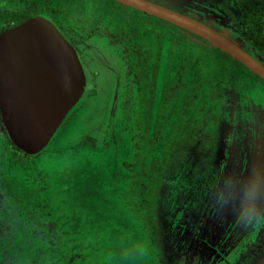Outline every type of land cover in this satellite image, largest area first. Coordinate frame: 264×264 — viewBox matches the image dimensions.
Returning <instances> with one entry per match:
<instances>
[{
    "label": "rangeland",
    "instance_id": "obj_1",
    "mask_svg": "<svg viewBox=\"0 0 264 264\" xmlns=\"http://www.w3.org/2000/svg\"><path fill=\"white\" fill-rule=\"evenodd\" d=\"M149 1L264 62L235 0ZM33 12L84 54L114 59L117 108L103 134L82 124L68 136L71 118L37 156L6 151L0 137V264H261L263 212L255 236L252 221L226 232L260 202L264 81L205 38L115 0H0V31Z\"/></svg>",
    "mask_w": 264,
    "mask_h": 264
},
{
    "label": "water",
    "instance_id": "obj_2",
    "mask_svg": "<svg viewBox=\"0 0 264 264\" xmlns=\"http://www.w3.org/2000/svg\"><path fill=\"white\" fill-rule=\"evenodd\" d=\"M189 30L264 80V62L207 24L149 0H115ZM93 74L54 19L37 13L0 31V120L9 141L37 156L93 98Z\"/></svg>",
    "mask_w": 264,
    "mask_h": 264
},
{
    "label": "bare ground",
    "instance_id": "obj_3",
    "mask_svg": "<svg viewBox=\"0 0 264 264\" xmlns=\"http://www.w3.org/2000/svg\"><path fill=\"white\" fill-rule=\"evenodd\" d=\"M114 61L109 57L105 49H99L95 56V63L101 70V76L98 78L99 95L96 100L90 99L85 107L78 112L72 123H69L67 128V135L71 136L72 130L82 124H86L87 130L94 129L95 137L99 136L104 130L108 129L109 123L114 117L115 108L110 111L120 82L117 78L109 76V67L107 61ZM116 85V89H115Z\"/></svg>",
    "mask_w": 264,
    "mask_h": 264
},
{
    "label": "trees",
    "instance_id": "obj_4",
    "mask_svg": "<svg viewBox=\"0 0 264 264\" xmlns=\"http://www.w3.org/2000/svg\"><path fill=\"white\" fill-rule=\"evenodd\" d=\"M114 1V0H113ZM239 8V14L242 18V24L244 23L243 35L246 39L251 41L252 44L256 45L258 49L263 50L264 44V0H235ZM33 12L32 14H34ZM32 14H26V16H20L15 21L4 22V27H10L16 25L26 18L30 17ZM262 17V20H261ZM182 29V28H181ZM186 35L185 39L194 38L196 41L202 39L201 36L189 31L182 29ZM227 54V53H226ZM228 55V54H227ZM229 56V55H228ZM156 69V66H155ZM262 80V79H261ZM264 81V80H263ZM179 86L178 81H175L170 86V95L173 91ZM0 137L1 143L4 145L6 151H11L12 154L17 155L18 157H25L19 149H17L8 139L4 129L1 125L0 120ZM108 264V263H106Z\"/></svg>",
    "mask_w": 264,
    "mask_h": 264
},
{
    "label": "flooded vegetation",
    "instance_id": "obj_5",
    "mask_svg": "<svg viewBox=\"0 0 264 264\" xmlns=\"http://www.w3.org/2000/svg\"><path fill=\"white\" fill-rule=\"evenodd\" d=\"M70 40H71L72 44L77 48V50L80 53H82V56H83V58L86 61V64L90 67V70H91V72L93 74L92 83H93V86H94V89L91 90L90 95L93 96L92 99L96 100L98 98V95H99L98 78L102 75L101 74V70L99 68V65L97 66V64L95 63V56L99 52V49L97 47L96 48H93L91 50L86 49L85 50V54H84L83 53V50L80 48L79 44L76 43V42H74L71 37H70ZM116 62H117V60H116ZM107 65H108L107 67H109V76L111 78H117L118 79L117 81H120L119 80V77L117 76V74H116V76L113 74L112 71H114V67L111 66V64L109 63V61H107ZM116 88L117 87L115 85V89ZM118 91H119V88H118L117 92ZM115 99H116V97H115ZM115 99H114L113 103H111L112 104L111 105L112 106L111 107L112 109L110 110L111 112H112V110H114V108L115 109L117 108ZM79 111H80L79 109H76L74 112H72L71 116L68 118V120L66 121V123L62 127H64L71 118L74 120V118L76 117V115L78 114ZM72 119H71V122L70 123L73 122ZM109 126H110V123H109ZM106 130H104L101 134H103ZM93 137H95V136H93ZM223 144H224V146H223V149H222V154H225L227 152V150L229 149V145H230L229 139L228 138L225 139ZM225 147H226V150H225ZM260 195H261V197L259 199L260 202L257 205H254V207H252L253 209H252V211L250 213H247L246 212L247 215L244 218V220H242L241 223H239L237 226L235 225V227H232L231 226L232 224H231L230 227L228 228L227 232H226V235H230L231 234V233H228V232H239V230L243 229L244 226L247 223L251 222V221H252L251 223H252V229H253L251 236H255L256 235V233L259 231V226L261 225V221H262V219H258L259 218L258 217V214L260 212H263L264 213V185H262V192H261ZM260 207H262L261 210H260ZM235 260H234V262H235ZM231 261H232V256H229L228 258H225L224 261L222 263H220V264H230ZM255 264H257V263H255ZM258 264H259V261H258ZM261 264H264V261Z\"/></svg>",
    "mask_w": 264,
    "mask_h": 264
}]
</instances>
